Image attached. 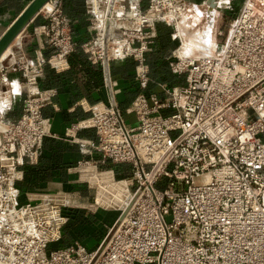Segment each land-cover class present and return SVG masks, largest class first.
<instances>
[{
  "label": "built area",
  "instance_id": "obj_1",
  "mask_svg": "<svg viewBox=\"0 0 264 264\" xmlns=\"http://www.w3.org/2000/svg\"><path fill=\"white\" fill-rule=\"evenodd\" d=\"M187 4L149 0L143 8L141 0H114L108 63L133 58L145 89V54L162 22L179 42L165 58L180 81L162 84L164 97L138 94L126 109L134 126H126L112 105L92 110L91 148L102 163L132 168L130 178L116 180L126 186L120 215L95 249L78 242L51 247L62 239L67 194L25 193L22 200L17 184L21 166L37 163L50 132L42 108L54 91L37 86L43 66L65 70L76 49L60 0L41 9L52 53L12 61L26 86L13 93H24L22 113L12 122L0 120V264H264V0H243L219 43L215 37L223 31L215 32L208 54L182 50L178 18ZM90 6L97 12L94 0ZM104 24L81 44L93 63L104 59Z\"/></svg>",
  "mask_w": 264,
  "mask_h": 264
},
{
  "label": "crops",
  "instance_id": "obj_2",
  "mask_svg": "<svg viewBox=\"0 0 264 264\" xmlns=\"http://www.w3.org/2000/svg\"><path fill=\"white\" fill-rule=\"evenodd\" d=\"M29 1L0 0V35ZM207 1L187 0V3L192 2L193 7L205 4L206 10ZM242 1L215 0V10L219 7L220 2H223L227 3L226 6H223L225 9L230 11L235 9L234 13H236ZM60 2L62 14L69 23L76 49L68 55V67L65 70L56 72L47 64L43 66V73L38 79L37 86L40 90L54 91L51 102L42 108L43 116L49 120L50 132L43 141L37 163L33 164L26 160L21 166L22 178L17 184L21 190L22 200H25V193L63 192L69 194V192L73 193L74 190H79L78 186L74 184L73 176L81 162H89L96 168L100 167L102 172H98L93 166H86L81 170L85 179L97 185L96 203L102 209L82 226L83 228L88 227L87 232H89L90 229H94L96 225L98 227L99 223L106 222V220L111 221L109 224L113 223L114 226L120 212L116 217L106 208L116 209L124 200L125 194L114 193L109 185L116 182L113 178L117 180L130 178L132 172V168L128 164L111 161L102 163L100 156L91 148L90 144L96 140L95 129L89 125L92 110L111 106L113 95L124 124L126 125L124 116H130V123L126 126H134L136 124L135 116L126 112L132 100L140 93L145 96L155 93L159 97H164L161 85L179 82L180 78L172 71L169 61L165 58L175 45V40L171 38L172 29L169 25L160 22L157 26L158 37L155 38L151 51L145 54V63L149 70L147 87L139 88L135 78L137 62L133 58L109 62L110 83L113 85L112 82H115L114 86L109 87L103 62H91L88 54L81 48V44L89 41L98 31L100 27L98 12L101 10L97 9V12L93 13L90 6L91 0H60ZM148 5L149 0H141L143 8H147ZM195 10L201 13L198 9ZM215 14L216 11L212 16L214 22ZM46 24L44 8L12 41L0 62H8L9 49L13 59H18L20 54L33 60L47 59L51 55L53 47L42 32V28ZM0 74L3 79L9 78L10 84L13 85V93L17 94L15 92L19 90L18 82L22 79L21 72L4 71ZM9 101L11 106L5 112V117L6 121L12 122L21 115L22 104L18 97L12 98L11 96ZM4 103V100L1 101V106ZM160 112L168 114L171 110L162 109ZM134 122L135 124H133ZM262 139L264 140V134ZM66 218L68 217L66 216ZM93 219L95 221L91 222ZM64 228L65 225L62 228L59 247L78 242L88 248L95 249L106 239L103 237L96 241L100 235L95 238V234L89 233L88 238L80 239L71 236V239L67 240Z\"/></svg>",
  "mask_w": 264,
  "mask_h": 264
},
{
  "label": "rangeland",
  "instance_id": "obj_3",
  "mask_svg": "<svg viewBox=\"0 0 264 264\" xmlns=\"http://www.w3.org/2000/svg\"><path fill=\"white\" fill-rule=\"evenodd\" d=\"M97 2L100 5L99 9L103 10V8L105 7V0H97ZM188 3L189 4H187L183 14L178 18L179 20L178 24L181 27V31H182L181 39L184 42V46H183L184 49H182L183 51L187 49L191 50V48H196V44H197L196 39L201 31V27L206 22L203 28L204 30L207 27L208 21L211 19L210 17L211 15L206 16L204 12L206 11L205 4H201L198 7H193L192 2H188ZM226 4L227 3L220 2L219 7L216 9V14L214 18L215 22L213 20L214 30H213L212 36L214 37L215 32L217 30L221 29L223 31L222 36L215 37V40L218 43L224 39L227 33V30L229 29L233 13L235 12L234 11L235 9H232L231 11L229 9H225L223 6H226ZM195 9H198V11H201L202 16H199L197 14L198 13L197 10ZM176 44L178 45L179 42L176 41ZM14 60L15 59L12 58L13 62ZM11 63L2 66L3 68L0 69L1 70L0 72L13 71ZM22 80L23 79H20L19 80L20 82H18L19 86L21 87V90H23L24 87H26L22 85ZM12 88H13V85L10 84L9 78L8 79L6 78L5 80L3 79V76H1L0 74V116H1L0 120L6 123L8 121H6L5 112L9 110V107L11 106V102L9 101L11 96L12 98L13 97L20 98L21 104L23 105L22 97L24 93L21 92V96L13 95ZM5 99H7L8 102L6 103V105L4 104L3 106H1V101ZM124 120H125L126 125H128L130 123L129 121L130 116H124ZM133 124H135V122ZM86 166H92V165L82 164L81 166L77 167V169L75 170L74 176H73L74 177L73 180H75L74 184L78 186L79 190L78 191L74 190L73 193L69 192V194H67L68 203H67L66 210L68 211V218H67V221L65 223V228H64L66 231L65 238H67V240H70L71 236H73V237H77V238L79 237L80 239H83V238H88V234L92 233V234H95V238L98 237L97 235H100L99 238L96 239V241L99 239H102L103 237H105L107 240L111 234V230L113 226V223L109 224L111 221L106 220V222L99 223L98 227L96 225V227H94V229H90L89 232H87L88 227L87 228L82 227L84 224L89 222L92 216H95L96 214H98V212L101 209L100 208L101 206L96 203L97 185L95 183L90 182L89 180L85 179L82 176L81 170L85 168ZM96 170L98 172L103 171L102 169H100V167L96 168ZM106 209L107 211L113 212V214H115L116 217L120 212L118 207L116 209L115 208H106ZM94 221L95 219H93V221L91 222H94Z\"/></svg>",
  "mask_w": 264,
  "mask_h": 264
},
{
  "label": "water",
  "instance_id": "obj_4",
  "mask_svg": "<svg viewBox=\"0 0 264 264\" xmlns=\"http://www.w3.org/2000/svg\"><path fill=\"white\" fill-rule=\"evenodd\" d=\"M48 1L49 0H30L29 3L23 8V10L7 26V28L0 35V57L4 53V51L9 47L12 41L21 33V31L26 27V25L40 12V10ZM113 4H114V0H109L106 11L107 19L105 20L104 30H103V51H104L103 65L107 72V84L109 87L111 85H110V79L108 73L109 63L107 59V38H108V28H109L108 17L110 16ZM207 4L208 7L205 11L206 16L211 14L209 13L210 6L214 9L216 6L215 0H208ZM204 26L201 27V31H203ZM213 30L214 27L212 28L211 34L213 33ZM213 39L214 37L210 35L201 38V41L197 47L200 54H208L210 52V43ZM112 107L115 110H117L113 95H112Z\"/></svg>",
  "mask_w": 264,
  "mask_h": 264
},
{
  "label": "bare ground",
  "instance_id": "obj_5",
  "mask_svg": "<svg viewBox=\"0 0 264 264\" xmlns=\"http://www.w3.org/2000/svg\"><path fill=\"white\" fill-rule=\"evenodd\" d=\"M45 6V5H44ZM43 6V7H44ZM94 8L97 10V0H94ZM216 10L214 9V8H212L211 6H210V8H209V13H211L212 14V16H213V14H214V12H215ZM199 16H202L201 15V13L200 12H198L197 13ZM210 14V15H211ZM98 15H99V26L101 27V28H103V24H104V17H105V11L103 10V11H99L98 12ZM208 15V14H207ZM209 15V16H210ZM212 16H210L211 17V19L208 21V24H207V27L203 30V31H200V33H199V35L197 36V39H196V42H197V44H196V48L198 47V44L200 43V41H201V38L203 37H205V36H207V35H210V36H212V34H211V32H212V28H213V19H212ZM209 24H210V26H209ZM178 33H179V35L181 36V33H182V31H181V27L178 25ZM17 40V39H16ZM15 40V41H16ZM9 47H10V45H9ZM8 47V48H9ZM7 48V49H8ZM191 48V47H190ZM6 49V50H7ZM184 49V48H183ZM5 50V51H6ZM5 51H4V53H5ZM187 51H190V50H185V51H183V52H187ZM4 53L1 55V57H0V61H1V59H2V57H3V55H4ZM7 55L9 56V59L7 60L8 62H6V63H2V62H0V68L2 67V66H4V65H6V64H10L11 62H12V58H11V50L9 49V52L7 53ZM18 87H19V90L18 91H16L15 93H19L20 92V90H21V87L19 86V84H18ZM12 92H14V90H12ZM5 101V105H6V103L8 102V100L7 99H5L4 100ZM110 186V189L114 192V193H126V186H125V182L124 181H116V182H114V183H112V184H110L109 185Z\"/></svg>",
  "mask_w": 264,
  "mask_h": 264
},
{
  "label": "trees",
  "instance_id": "obj_6",
  "mask_svg": "<svg viewBox=\"0 0 264 264\" xmlns=\"http://www.w3.org/2000/svg\"><path fill=\"white\" fill-rule=\"evenodd\" d=\"M160 23V22H159ZM165 24V23H164ZM157 26H158V23L156 24V31L158 30V28H157ZM168 26V25H167ZM156 37H158V31H157V36ZM176 41H175V45H174V48L176 47ZM151 51V50H150ZM62 212H63V214L64 215H66L67 217H68V211L66 210V208H63V210H62ZM59 244H60V242H58V243H56V244H53L51 247H59Z\"/></svg>",
  "mask_w": 264,
  "mask_h": 264
}]
</instances>
